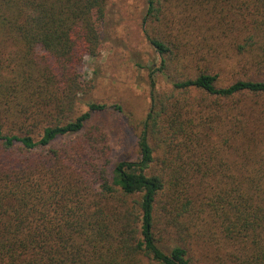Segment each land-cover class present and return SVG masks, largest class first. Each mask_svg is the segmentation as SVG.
Returning <instances> with one entry per match:
<instances>
[{"label":"trees","instance_id":"1","mask_svg":"<svg viewBox=\"0 0 264 264\" xmlns=\"http://www.w3.org/2000/svg\"><path fill=\"white\" fill-rule=\"evenodd\" d=\"M146 3L163 85L113 163L77 110L105 0H0V264H264V0Z\"/></svg>","mask_w":264,"mask_h":264},{"label":"rangeland","instance_id":"2","mask_svg":"<svg viewBox=\"0 0 264 264\" xmlns=\"http://www.w3.org/2000/svg\"><path fill=\"white\" fill-rule=\"evenodd\" d=\"M105 2V17L99 28L100 53L96 58H84L81 68L84 81L92 89L80 97L77 110L87 112V105L92 102L105 105V110L92 113L89 126L105 134L113 163L134 161L138 158L136 138L150 105L151 81L159 87L163 85L159 77H151L160 65V56L146 39V0ZM228 54L211 64L227 69L221 73V83L238 76L237 52L232 48Z\"/></svg>","mask_w":264,"mask_h":264}]
</instances>
